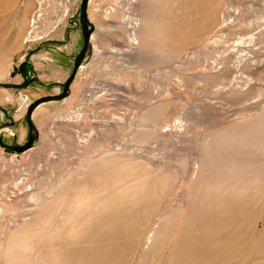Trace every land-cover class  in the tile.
Segmentation results:
<instances>
[{"label":"rangeland","instance_id":"obj_1","mask_svg":"<svg viewBox=\"0 0 264 264\" xmlns=\"http://www.w3.org/2000/svg\"><path fill=\"white\" fill-rule=\"evenodd\" d=\"M80 3L0 0L3 143L61 92ZM88 18L70 95L34 109L29 150L0 147V264H264V0H90ZM21 63L37 79L6 87Z\"/></svg>","mask_w":264,"mask_h":264},{"label":"water","instance_id":"obj_2","mask_svg":"<svg viewBox=\"0 0 264 264\" xmlns=\"http://www.w3.org/2000/svg\"><path fill=\"white\" fill-rule=\"evenodd\" d=\"M90 0H81L80 6H79V25L81 29V39H82V46L80 51L75 55V57L72 59V70L68 77L65 79V81L61 84V92L57 93L55 95H48L44 97H40L30 103L27 106L26 112H25V121L28 125V137L27 141L22 145H7L2 142V137L0 135V147L4 150H7L12 153H23L27 150H29L36 138H37V131L34 128L31 120L32 113L35 108H37L39 105L47 103V102H54V101H61L65 98H67L70 95V86L72 82L75 79V76L77 74L78 69L82 66L83 61L85 58L91 54V35L94 31L93 24L89 21L88 18V4ZM37 78H31L29 80V83L35 81ZM6 87H16V88H23V85H5ZM4 111V109H2ZM7 126H12L13 122L12 120L10 123L6 124Z\"/></svg>","mask_w":264,"mask_h":264},{"label":"crops","instance_id":"obj_3","mask_svg":"<svg viewBox=\"0 0 264 264\" xmlns=\"http://www.w3.org/2000/svg\"><path fill=\"white\" fill-rule=\"evenodd\" d=\"M70 27H66L65 25L58 27L56 31H51V39L50 41H55V46H50L51 51L53 52V60H56V62L59 64L58 66H64L65 62L71 61L70 52H71V40H70V33L73 31L67 30ZM75 34V32H73ZM75 37V35H74ZM49 47V46H47ZM49 49V48H48ZM43 50H38V53H41ZM34 54L30 56V59L33 60ZM18 63V61H17ZM17 78L23 79L20 75H15Z\"/></svg>","mask_w":264,"mask_h":264},{"label":"trees","instance_id":"obj_4","mask_svg":"<svg viewBox=\"0 0 264 264\" xmlns=\"http://www.w3.org/2000/svg\"><path fill=\"white\" fill-rule=\"evenodd\" d=\"M30 69L26 63H21L18 67H13L11 76L20 75L23 78L22 85L26 87L29 84L28 70ZM9 152V151H8Z\"/></svg>","mask_w":264,"mask_h":264},{"label":"bare ground","instance_id":"obj_5","mask_svg":"<svg viewBox=\"0 0 264 264\" xmlns=\"http://www.w3.org/2000/svg\"><path fill=\"white\" fill-rule=\"evenodd\" d=\"M195 200V198L193 197L192 193H191V196H190V203L193 204V201ZM194 206V204H193ZM196 206V205H195Z\"/></svg>","mask_w":264,"mask_h":264}]
</instances>
